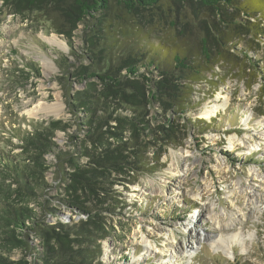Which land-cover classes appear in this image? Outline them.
<instances>
[{
	"label": "rangeland",
	"instance_id": "rangeland-1",
	"mask_svg": "<svg viewBox=\"0 0 264 264\" xmlns=\"http://www.w3.org/2000/svg\"><path fill=\"white\" fill-rule=\"evenodd\" d=\"M1 3L0 155L19 165L31 163L29 154L36 150L26 151L21 144L39 133L37 140L49 149L42 155L47 188L22 203L45 225L75 226L88 215L70 204L62 178L73 169L69 158L79 166L89 163L83 154L90 149L87 127L70 110L76 93L86 88L85 80L74 77L88 63L81 55L82 25L69 44L42 12L14 13L10 4ZM251 20L264 28L261 15ZM52 38L60 45L49 43ZM233 39L245 44L253 61L232 49L217 54L199 79L183 83V115L147 105L150 128L158 124L153 112L170 117L176 141H163L159 131V137L140 133L135 141L130 131L124 132L129 149L139 145L138 154L126 159L138 168L113 172L99 207L91 203L103 228L94 232L103 237L89 246L96 263L264 264V33ZM40 106L55 112H26ZM52 121L64 129H54ZM0 170H5L1 162ZM15 187L0 174V198L8 191L13 200ZM239 231L245 240L233 243L229 256L211 246V240ZM142 237L158 251L146 250ZM27 240L42 246L32 233ZM0 254L9 253L0 248ZM21 255L13 250L9 257Z\"/></svg>",
	"mask_w": 264,
	"mask_h": 264
},
{
	"label": "trees",
	"instance_id": "trees-1",
	"mask_svg": "<svg viewBox=\"0 0 264 264\" xmlns=\"http://www.w3.org/2000/svg\"><path fill=\"white\" fill-rule=\"evenodd\" d=\"M0 1L1 6L10 4L14 13L42 12L69 44L73 32L82 25L81 55L88 63L80 65L74 77L85 80L86 88L76 93L70 110L81 126L87 127L90 143V149L83 152L89 157L88 165L79 166L76 158H69L73 169L62 178L70 204L88 215L75 226L45 225L22 203L47 188L48 166L42 155L49 149L42 148L39 133L23 138L21 144L26 151L36 150L29 154L31 163L19 165L0 155L5 166L0 170L2 180L11 179L16 185L13 200L8 191L0 198V248L9 254L13 250L22 253L17 259L0 254V264H101L96 263L89 247L103 237L94 234L103 228L91 203L99 207V196L113 172L138 168L126 161L130 154H138V143L129 149L124 132L130 131L135 141L140 133L159 137L158 131L163 141H176L170 117L153 112V121L158 124L150 128L147 105L183 115V83L199 79L217 54L232 49L253 61L245 44L241 46L233 38L264 33V28L251 20L260 15L264 18V0ZM110 121L115 125L110 126ZM51 125L64 129L60 121ZM29 233L40 239L41 248L28 242Z\"/></svg>",
	"mask_w": 264,
	"mask_h": 264
},
{
	"label": "bare ground",
	"instance_id": "bare-ground-1",
	"mask_svg": "<svg viewBox=\"0 0 264 264\" xmlns=\"http://www.w3.org/2000/svg\"><path fill=\"white\" fill-rule=\"evenodd\" d=\"M48 40V39H47ZM49 43H51V44H58V45H60V42L59 41H57V40H55L54 38H52L51 40H49ZM215 107V109L217 108V106L215 105L214 106ZM214 107H213V109H214ZM39 110L40 111H42V110H44L46 113H54L55 112V109L53 108V107H49V106H47V107H45V106H40L39 107V109H30V110H27L26 112L29 114V115H36L38 112H39ZM218 110V109H217ZM209 111L208 110H205L204 112H203V114L204 115H207V113H208ZM232 138H230V140H231ZM240 240V241H239ZM244 240H245V236H242L241 235V233H240V231L238 232V233H235V234H233L232 236H231V238H230V236L229 237H227V239L226 238H222V237H219V238H216V239H214V240H211L210 241V243H211V246L212 247H214V248H219V249H223V252H225V254L227 255V256H229L230 255V253H232V249H231V245L233 244V243H236V242H240V244H242L243 242H244ZM141 243L143 244V246L146 248V250H152V252H156V251H158V248L156 247V246H152L149 242H148V240L146 239V238H144V237H142L141 238ZM190 250H193V243H192V245H191V247H190ZM189 251V250H188ZM195 252V251H194ZM193 252V253H194ZM188 254H190V252L188 253Z\"/></svg>",
	"mask_w": 264,
	"mask_h": 264
}]
</instances>
